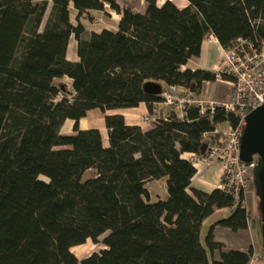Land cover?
<instances>
[{"label":"trees","instance_id":"trees-1","mask_svg":"<svg viewBox=\"0 0 264 264\" xmlns=\"http://www.w3.org/2000/svg\"><path fill=\"white\" fill-rule=\"evenodd\" d=\"M143 1L144 14L115 0H0V264L250 263L251 248L226 251L213 235L216 226L247 229L243 197L236 204L218 189L192 188L196 169L182 158L203 156L202 135L234 125L232 115L186 105L182 117L171 111L146 131L105 115L106 142L78 123L92 110L140 104L151 115L163 98L143 91L148 82L162 94L175 87L199 95L216 74L181 68L210 37L224 50L238 38L264 40V0H186L181 9ZM105 6L121 16L116 31L84 39L80 19ZM71 36L77 62L66 58ZM62 78L69 93L54 84ZM68 120L73 135L64 136ZM164 178L167 199L151 202L146 184ZM216 210L228 216L209 226L203 246L202 224ZM87 241L104 249L79 261L71 250Z\"/></svg>","mask_w":264,"mask_h":264},{"label":"crops","instance_id":"crops-1","mask_svg":"<svg viewBox=\"0 0 264 264\" xmlns=\"http://www.w3.org/2000/svg\"><path fill=\"white\" fill-rule=\"evenodd\" d=\"M116 4L120 8H131L134 12L139 14H144L146 11V3L143 0H115ZM172 1V0H171ZM174 2V1H172ZM163 4V3H162ZM161 4V5H162ZM176 5V3L174 2ZM158 6H161L157 3ZM180 6L178 8H184L187 6L186 0H183V3L179 2ZM89 17L92 19L91 21L87 19H80V23L84 27V34L83 38L87 39L91 33H99L102 30L108 31H116L118 22L120 21L121 16L110 10L109 7H105L103 12L98 11H90ZM70 23L72 25H76V11L73 9L72 4H70ZM101 26L99 30L94 29L96 24ZM77 51V41L74 36H71L67 46L66 58L70 62H77L78 57L76 54ZM224 50L218 44L217 40L213 37L208 38L202 43L200 56L198 58H191L188 63L181 68V70H205L216 72L219 64L223 60ZM69 80V79H68ZM208 84V83H205ZM181 89V88H176ZM72 90L71 88V81L69 80V88L67 92L69 93ZM192 93H188V101H192L190 99ZM197 98V97H196ZM187 99H182L181 101H186ZM196 100L192 101L195 102ZM154 106L153 113L150 115L147 111V108L144 104H140L137 108L134 109H125V110H112L107 111L105 114H102L98 110L89 111L86 117L79 121L78 127L79 130H90V129H97L102 137L104 142L107 141V130L104 125V117L105 115H121L124 117L125 123L128 126H138L142 130L150 129L153 123H146L144 122L145 118L151 117L154 119H164L166 117L160 118L159 115L161 111H159V106ZM161 109V108H160ZM158 110V111H157ZM177 113V110H176ZM96 117H100V123L95 125L92 119ZM73 125L72 121H66L64 126L62 127L60 133L63 134L65 129V134L69 135L73 133ZM193 154H184L182 155L183 159L189 160ZM196 169V174L191 181V187L198 189L200 191L209 193L214 189H217V186L220 182L221 177V170L218 164H213L211 166H206L202 163H199L197 166H194ZM166 179H161L159 181H152L146 184L147 191L149 193L150 201H154L155 193L152 191L154 184H157L161 189H163V194L167 197L166 188H165ZM152 185V186H151ZM153 192V193H152ZM245 209L248 212V223L247 229L232 232L229 229L222 228L216 226L214 228V240L218 243L223 244L226 247V251H240L246 252L248 249H252L253 256L250 260L249 264H264V260L261 259V245L258 241V217L255 215V198L254 193L249 192L244 199ZM249 209H251V216H249ZM228 210H216L214 214L206 219L202 224V229L200 233V238L202 234L203 227L205 228L204 237L209 226L220 219H223L228 216ZM204 239V238H203ZM101 249H104L101 245H94L92 242L87 241L84 245L77 246L73 248L71 251L74 256L79 260H83L86 257L90 256L92 253L99 252ZM219 254L215 252L213 255L214 259H218Z\"/></svg>","mask_w":264,"mask_h":264},{"label":"built area","instance_id":"built-area-1","mask_svg":"<svg viewBox=\"0 0 264 264\" xmlns=\"http://www.w3.org/2000/svg\"><path fill=\"white\" fill-rule=\"evenodd\" d=\"M215 74L216 81L222 82L225 77L226 80L223 81L231 86L229 101L221 104L195 101L193 104L199 108L200 115L211 116L216 108H221L226 114L232 115L236 122L234 125L229 122L218 124L213 133H204L200 140L206 145L204 155L193 154L189 161L193 166L199 163L206 166L218 164L221 177L217 189L233 197L236 204L238 199L243 197L241 208H245L244 199L253 185L256 162L253 160L244 163L240 160V140L246 125V117L264 104V40L255 42L242 38L235 40L228 49L224 50L223 60ZM168 91L169 93L161 95L163 103L156 105L173 104L175 98L172 93L177 90L175 87H169ZM186 105H191V102L179 101L176 107L179 117L184 115ZM157 120L147 117L144 121L150 124ZM216 134L219 135L218 138L212 139Z\"/></svg>","mask_w":264,"mask_h":264},{"label":"water","instance_id":"water-1","mask_svg":"<svg viewBox=\"0 0 264 264\" xmlns=\"http://www.w3.org/2000/svg\"><path fill=\"white\" fill-rule=\"evenodd\" d=\"M143 91L148 95L161 96L162 86L158 83L148 82L143 86ZM205 150L206 145H203L201 155H204ZM255 157L253 187L259 200V212L262 221L261 241L264 252V104L248 114L240 140V160L244 163H250Z\"/></svg>","mask_w":264,"mask_h":264},{"label":"rangeland","instance_id":"rangeland-1","mask_svg":"<svg viewBox=\"0 0 264 264\" xmlns=\"http://www.w3.org/2000/svg\"><path fill=\"white\" fill-rule=\"evenodd\" d=\"M166 1H171V0H158L157 3L159 5H161L162 3L164 4ZM172 1H174L177 6H180V5H178L179 2L183 3V0H172ZM100 28H101V26L96 24L94 29L99 30ZM54 84L55 85H59V84L60 85H64L67 90L69 88V80H68V78H62L60 80H56L54 82ZM165 93L166 94L169 93L168 89H165ZM188 93H190V92L186 91L185 89H182V88L178 89L175 93H172L174 98H175L173 104H171V105L162 104L161 106H159L161 108V109L159 108V111H161V114L159 115V117L160 118L166 117L171 111H176V107L179 105V101H181L182 99L189 100L187 98L188 97ZM231 93H232V88H231L230 85L225 83L223 80H222V82L215 81L214 83H208V84L204 83L203 87H202V90H201V93L199 95L192 93V95H196L197 98L195 96H190V99L192 101L196 100V101L214 102V103L221 104V103H226V102L229 101V99L231 97ZM192 101H191V105H195V104H193ZM155 107H158V106L156 105ZM92 120L94 121L95 125H98V123H100V121H99L100 117H96L95 119H92ZM144 122H146V121H144ZM223 127L225 128V125ZM146 130H148V128L145 129V131ZM63 131H64V133L62 135L65 136L66 135L65 134V129H63ZM69 135H73V133L69 134ZM254 161L256 162V157L254 158ZM152 191L155 193L154 195H156V196H154V201L157 200V197H159L162 200H166L167 199L165 194H163V189H161L157 184H154ZM250 192L254 193L255 208H256L255 209V215L259 218L260 215H259V211H258V199H257V197L255 195V190H254L253 185H252V188H251ZM249 216H251V209H249ZM205 228H207V227H203L201 238H200L201 243H202L203 246H204V239L203 238H204V233H205V230H206ZM258 241H259V243L261 245V234H260V231L258 232ZM261 248H262V246H261ZM260 254H261V259L264 260V252L262 251V249L260 251Z\"/></svg>","mask_w":264,"mask_h":264}]
</instances>
